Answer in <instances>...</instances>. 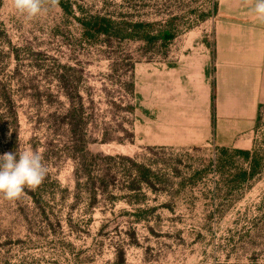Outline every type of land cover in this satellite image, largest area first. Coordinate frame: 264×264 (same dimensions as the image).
I'll return each mask as SVG.
<instances>
[{"label": "rangeland", "instance_id": "rangeland-1", "mask_svg": "<svg viewBox=\"0 0 264 264\" xmlns=\"http://www.w3.org/2000/svg\"><path fill=\"white\" fill-rule=\"evenodd\" d=\"M65 1L70 12L49 6L29 21L12 0H0V155L38 151L48 169L42 184L26 187L20 199L0 196V264H264V110L250 137L258 165L248 180H235L252 163L237 149L152 151L151 66L212 57L218 0ZM87 15L144 23L155 35L170 30L175 39L93 41L77 20ZM78 79L86 106L94 101L95 121L108 130L109 142L99 132L87 151L114 158L106 162L112 186L92 208L85 187L76 189L72 144L49 125L50 116L67 109L65 94ZM121 157L151 167L152 182L163 180L166 188L155 192L140 183L137 193L129 190L140 179L120 168Z\"/></svg>", "mask_w": 264, "mask_h": 264}, {"label": "crops", "instance_id": "crops-1", "mask_svg": "<svg viewBox=\"0 0 264 264\" xmlns=\"http://www.w3.org/2000/svg\"><path fill=\"white\" fill-rule=\"evenodd\" d=\"M212 21V57L151 66L154 148L253 146L264 110V22L239 0H218Z\"/></svg>", "mask_w": 264, "mask_h": 264}, {"label": "trees", "instance_id": "trees-1", "mask_svg": "<svg viewBox=\"0 0 264 264\" xmlns=\"http://www.w3.org/2000/svg\"><path fill=\"white\" fill-rule=\"evenodd\" d=\"M64 12H70L72 5L67 3L65 0H59L58 4ZM78 22L84 30V36L93 41H98L102 38L112 40L113 37L124 39L128 38L131 40H141L147 44L154 43L156 41H163L165 44L171 42L175 39L172 31H160L157 35L150 31V26L144 23H134L127 22L123 24H118L113 17L108 15H87L85 17L77 18ZM132 74L134 72V65L132 66ZM129 83L130 94L135 93V82L133 75L130 78ZM76 87L70 93H66L65 96L68 101V107L64 112L57 111L54 115L49 118V125L52 128L54 135H62L68 139L72 146L68 149L70 158L75 162V177H76V189L81 190L85 187V192L90 198L89 207H93L99 203V197L102 193H106L109 186L112 183H108L105 177L112 170L110 165L106 164L107 161L114 160L113 157H104L103 154L93 155L88 153L87 147L88 143H98L93 136L96 134L101 135L102 143L109 142L108 130L101 128L95 121V103L92 99H89V107L86 106V99L81 95L79 90L80 80L75 81ZM91 98V95L88 94ZM6 97H3V100ZM11 101L9 98L6 101ZM5 101V102H6ZM129 112H134L135 108L130 106L128 108ZM9 114L11 115V120L13 124H18V119L16 113L9 109ZM88 114V115H87ZM89 126H91L93 134L90 137ZM88 142V143H87ZM161 150L164 148H160ZM158 150L157 148L152 151ZM222 154L227 155L230 149H220ZM235 154L242 157L244 160H252L249 169L241 170L235 177V180L245 181L250 177L255 176L257 170V162L251 159V152L247 150H235ZM123 161L121 169H123L126 174L133 177H139L140 181L134 180L129 184V190L138 192V184H146L152 188L153 191L157 192V186L166 188V184L163 180L160 182H152V177L154 173L148 165L139 164L136 159L132 158H120ZM163 191V189H162ZM40 196V195H39ZM80 193L78 192L77 201L80 199ZM106 230L103 228L101 230L102 234H105Z\"/></svg>", "mask_w": 264, "mask_h": 264}, {"label": "clouds", "instance_id": "clouds-1", "mask_svg": "<svg viewBox=\"0 0 264 264\" xmlns=\"http://www.w3.org/2000/svg\"><path fill=\"white\" fill-rule=\"evenodd\" d=\"M15 10L29 21L37 18L49 6H57L59 0H12ZM255 18L264 22V0H239ZM19 156L17 161L16 156ZM48 173L40 152L25 149L18 153L0 155V196L8 201L21 198L25 188L35 189Z\"/></svg>", "mask_w": 264, "mask_h": 264}]
</instances>
